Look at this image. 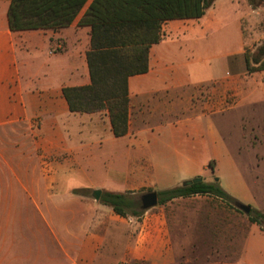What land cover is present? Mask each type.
<instances>
[{"label": "crops", "instance_id": "0c3cea01", "mask_svg": "<svg viewBox=\"0 0 264 264\" xmlns=\"http://www.w3.org/2000/svg\"><path fill=\"white\" fill-rule=\"evenodd\" d=\"M11 1L0 0V124L36 120L32 131L50 173L14 178L39 185L19 192L15 211L29 222L0 230V264H176L173 231L181 221L166 204L179 198L123 217L93 191H160L201 177L206 136L215 126L207 101L197 95L215 80L246 77L243 16L231 50H214V34L227 33L214 29L215 2L199 18L167 21L165 38L149 51V70L129 78V129L117 137L107 110L72 112L63 95V87L91 81L90 27L78 23L86 7L68 27L14 32ZM255 73L264 77V70ZM213 211L196 212L201 225ZM233 263L264 264V231L257 223L248 225Z\"/></svg>", "mask_w": 264, "mask_h": 264}, {"label": "rangeland", "instance_id": "374dc122", "mask_svg": "<svg viewBox=\"0 0 264 264\" xmlns=\"http://www.w3.org/2000/svg\"><path fill=\"white\" fill-rule=\"evenodd\" d=\"M255 1L259 6L253 7L248 0H215L218 15L214 29L222 26L227 28V33L214 34V50L233 49L238 41L237 21L243 16L245 50L250 56L257 51L264 42V0ZM164 28L167 30V26ZM56 47L54 44L52 48ZM257 74L247 72L246 77L241 74L215 80L203 85L197 95L199 101H207L204 103L206 111L212 114L215 126V134L206 136L208 145L203 156L206 168L201 177L206 182L218 177L223 188L231 189L239 197L229 202L197 195L166 204L168 209L175 210V221H181L173 231V242L179 254L176 264H234L251 223L250 213L240 210L236 202L250 205L253 215L255 212L264 214V77ZM37 123L36 120H18L0 124V230L29 222L28 215L15 211L21 202L19 192L39 185L16 182L14 178L50 173L43 148L37 142L39 136L32 131ZM228 160L233 161V167ZM150 189L135 190L133 196L140 199ZM212 208V220L201 225L202 219L196 212Z\"/></svg>", "mask_w": 264, "mask_h": 264}, {"label": "trees", "instance_id": "16d2710c", "mask_svg": "<svg viewBox=\"0 0 264 264\" xmlns=\"http://www.w3.org/2000/svg\"><path fill=\"white\" fill-rule=\"evenodd\" d=\"M253 7L259 2L248 0ZM215 0H12L8 10L12 31L59 29L70 26L84 10L78 23L90 27L87 62L90 83L63 87L72 112L107 110L115 136L129 129V78L149 70L151 47L165 38L163 26L169 20L199 18ZM248 73L264 70V42L250 56ZM212 167L211 164H209ZM151 191V190H149ZM158 204L175 198L207 195L233 201L219 180L201 181L158 191ZM100 201L120 216H141L140 199L132 192L103 191ZM252 223L264 231V214L251 212Z\"/></svg>", "mask_w": 264, "mask_h": 264}, {"label": "water", "instance_id": "95a60500", "mask_svg": "<svg viewBox=\"0 0 264 264\" xmlns=\"http://www.w3.org/2000/svg\"><path fill=\"white\" fill-rule=\"evenodd\" d=\"M218 180H219V178L216 177L215 181H218ZM201 181H203L202 177H195V178L184 180L181 185L182 186H189V185H192L193 183H197V182H201ZM101 193L102 192L99 189L94 190L93 191L94 198L99 200ZM158 201H159L158 191L151 190V191H148L146 193H143L140 196L141 209L147 210L151 207H154L158 204ZM236 206L240 210L245 212L246 214H249L251 212V209H252V207L250 205H247V204H244L241 202H236Z\"/></svg>", "mask_w": 264, "mask_h": 264}]
</instances>
